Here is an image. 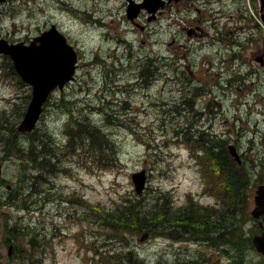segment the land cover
Here are the masks:
<instances>
[{"label": "rangeland", "instance_id": "1", "mask_svg": "<svg viewBox=\"0 0 264 264\" xmlns=\"http://www.w3.org/2000/svg\"><path fill=\"white\" fill-rule=\"evenodd\" d=\"M61 1L9 0L6 5H0V36L10 40L23 38L46 28L52 21L64 30L79 51L77 74L62 91H56L49 98L35 133L45 131L64 140L65 126L73 112L76 118L87 117L107 132L113 150L105 154L110 158L108 161L91 160L89 148L83 149L80 156L66 153L62 157L64 170L54 174L50 184L43 182L39 187L42 190L37 191L35 197V193L28 196V191L23 190L26 176L23 177L18 158L12 151L7 154L4 146L0 147L3 179L0 202L5 200L12 186L20 197L18 203H14L16 208L10 210L0 206V216L8 215L10 223L17 220L27 228L37 244L40 264H91L85 258L82 240L75 237L78 231L90 244L88 255L96 253L102 263L106 260L105 253H109L110 260L121 264L125 249L131 248L137 257L133 256L135 264H184L195 258L200 264L218 261L223 264L226 259L217 260L213 248L194 241H170L150 235L141 241V232L118 230L112 221L103 218L102 212L123 210L130 213L133 207L137 209L148 204L157 190L165 191L173 207L184 203L188 193L200 202H214L211 195L202 192L203 179L198 165L191 149L181 141L190 128L194 133L196 128H205L211 135L231 139L244 136L240 148L245 152L246 168L253 172L252 181H256L264 173V109L238 106L237 100L249 91L250 85L241 84V80L247 83L253 80L254 87L257 84L258 97L264 95V85L260 84L264 72L258 79L254 73L247 77L246 68L231 59L230 73L224 76L231 79V84L216 88L211 84L215 88L211 93L202 90L203 94L194 100V86L208 87L205 73L208 54H218L220 58L222 53L216 49L218 45L213 44L220 39L219 35L212 40L209 35L210 45H204L205 30L189 37L179 26L166 28L160 23L141 34L123 20L124 10H99L93 4L95 0ZM68 2L70 6L80 5L81 10H70ZM235 6L226 0V14L234 12L237 16L239 12ZM201 13L210 18L209 11L201 10ZM254 13L255 1L242 0L240 23L236 18L227 23L232 26L224 30L223 40H241L247 49L237 47L231 56H243L249 49H264V36H257V44L241 39L240 26L259 25ZM116 44H121L119 49L114 47ZM130 53L134 54L132 66L124 60L123 63L117 61L114 68L118 54H125L127 59ZM160 56L167 57L170 63L164 66L159 62ZM145 57L157 59V78L151 79L146 86L139 83L138 71ZM9 63L10 59L0 54V124L4 126L16 125L20 120L29 93L28 86L18 82ZM159 65L160 72L166 71L165 78L158 76ZM253 68L261 71L255 62ZM208 71L212 81L214 69L210 67ZM253 97L257 98L255 91L248 99ZM187 99L193 109L185 103ZM194 109L202 114H196ZM179 124L185 129L181 130ZM252 134L256 135L253 142L249 141ZM25 138V133H18L16 140L20 142ZM113 158L116 164L111 161ZM141 168L146 169L148 179L146 189L138 195L133 188L131 172ZM255 186V182L250 186L251 196ZM24 198L29 200L23 201ZM80 200H84L83 204ZM246 220L251 235L255 225L249 216ZM2 222L0 219V264H24L17 255L8 258L7 246L2 244ZM10 236L12 233L8 231L5 238L10 239ZM16 240L20 246L25 237L19 236ZM259 260L262 258L249 249L248 254L244 253L242 264H254Z\"/></svg>", "mask_w": 264, "mask_h": 264}, {"label": "trees", "instance_id": "2", "mask_svg": "<svg viewBox=\"0 0 264 264\" xmlns=\"http://www.w3.org/2000/svg\"><path fill=\"white\" fill-rule=\"evenodd\" d=\"M151 65L149 62L150 68ZM66 128L67 141L64 146L66 150L63 153L77 155L82 145H85L89 148L91 158L94 156L98 159L93 152L101 154L104 150H113L107 132L87 117H71ZM17 135L14 124L12 126L0 124V147L4 146L3 150L7 154L12 151L18 158L19 168L24 171L23 177L26 176L23 190L28 191V196L35 193L36 197L37 191L42 190L39 187L43 182L50 184L51 175L57 171L56 163L60 159L58 150L61 143L45 131L30 133L20 142L16 140ZM197 143L204 149V158L212 170L208 180L211 185L213 184L212 190L218 196L219 202L212 206H201L190 200L183 207L173 208L170 207L166 196L157 191L152 203L137 209L133 207L130 213L123 210L103 211V218L112 221L117 229L137 232L147 229L154 236L163 235L176 241L192 239L215 248L224 245L233 248L237 254L242 252L246 245H250L249 239L248 242L245 241L242 229L248 173L234 163L222 142L206 139L197 140ZM105 154L106 152L103 155ZM109 159L106 157V161ZM111 161L115 162V159ZM14 189L12 187L8 191L0 206L11 209L14 203H18L19 192ZM27 198L23 201L29 200ZM31 200L34 202L33 198ZM10 229L15 238L29 234L27 228L18 223H14ZM28 243L35 246L32 239H29ZM238 255L239 258L244 256L243 253ZM108 256L105 264H117L112 263ZM134 262L132 253L127 252L121 264ZM188 264L199 263L197 260H191Z\"/></svg>", "mask_w": 264, "mask_h": 264}, {"label": "water", "instance_id": "3", "mask_svg": "<svg viewBox=\"0 0 264 264\" xmlns=\"http://www.w3.org/2000/svg\"><path fill=\"white\" fill-rule=\"evenodd\" d=\"M260 1L261 7L264 8V0ZM135 11L128 10V15L132 17ZM39 40V45L32 43L28 47L0 43V50L10 54L13 65L22 79L32 85L30 102L18 125L20 131L33 128L49 92L57 85L62 88L65 82L73 77L77 59L73 47L67 44L65 38L54 27L44 32ZM230 151L237 158L234 147L230 146ZM132 178L136 191L140 193L145 184V170L133 173ZM256 201L258 208L252 211L254 216H258L260 211L264 212V191L260 186L257 189ZM146 235L143 234L142 238ZM253 243L258 250L264 252L263 236H255Z\"/></svg>", "mask_w": 264, "mask_h": 264}, {"label": "flooded vegetation", "instance_id": "4", "mask_svg": "<svg viewBox=\"0 0 264 264\" xmlns=\"http://www.w3.org/2000/svg\"><path fill=\"white\" fill-rule=\"evenodd\" d=\"M7 1L8 0H4V2L2 1L0 5L6 4ZM100 1H102L100 10H128L130 5H137L138 10L141 11L139 12L134 22H138L143 26L144 30L141 33H144L146 30L151 29L155 23H160L164 24L166 28L179 26L187 36L198 35L197 30H203V25L213 28L216 26L224 28L230 20L234 21V18H238V16H235L234 12H229L228 15L226 14V10L224 8L226 0H152L153 5L150 6L144 4L146 0ZM230 2H233L234 5L236 4L235 9L237 11L242 9V0H230ZM77 9H81V7L78 6ZM147 10L155 11L151 12ZM201 10L209 11L210 18H206L201 13ZM129 24L131 25V27L137 28V26H134L131 22H129ZM21 40L27 41L28 39L21 38ZM173 40L174 37L171 41L173 42ZM214 58L216 60H212ZM207 62L209 63V67L214 68L215 66H218L222 68V63L229 64L231 60L226 56H220V58H218V55H210ZM254 62H256L259 66L264 65L263 51L260 54H254L250 52L249 54L243 56V58L241 59V66H245L248 68V71H245L244 73L245 75H247V73H254L255 75L263 73L257 68H253ZM215 74L219 75V79H221V72H215ZM256 78L258 79V77ZM217 82L218 81L214 82V84ZM227 83H229V81H227ZM250 84H254V81H251ZM260 84L264 85V79ZM211 92L212 91H209L208 93ZM228 93H231V91ZM252 100L257 101L254 97L252 99L244 97L243 101L247 102ZM261 182L264 183V179Z\"/></svg>", "mask_w": 264, "mask_h": 264}]
</instances>
